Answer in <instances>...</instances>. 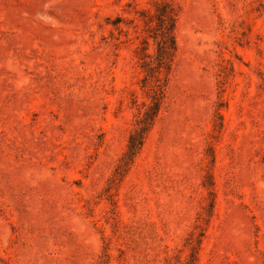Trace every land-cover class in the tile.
I'll use <instances>...</instances> for the list:
<instances>
[{"label":"rangeland","instance_id":"374dc122","mask_svg":"<svg viewBox=\"0 0 264 264\" xmlns=\"http://www.w3.org/2000/svg\"><path fill=\"white\" fill-rule=\"evenodd\" d=\"M0 264H264V0H0Z\"/></svg>","mask_w":264,"mask_h":264},{"label":"trees","instance_id":"16d2710c","mask_svg":"<svg viewBox=\"0 0 264 264\" xmlns=\"http://www.w3.org/2000/svg\"><path fill=\"white\" fill-rule=\"evenodd\" d=\"M162 14L154 15L158 19V25L161 27L160 35H151L156 43L154 53H149L148 41L143 39L142 45L138 52L142 60V68L145 72V80L149 77H156L157 73L170 68L172 56L176 50V44L173 37L174 18L165 6L161 7ZM156 91H153L155 93ZM161 96L159 93L151 95V103L147 104L146 110L142 112L141 119L137 122V127L129 135L126 145V151L122 157L124 165L127 166L141 149L144 137L149 127L153 123L154 118L161 109Z\"/></svg>","mask_w":264,"mask_h":264}]
</instances>
